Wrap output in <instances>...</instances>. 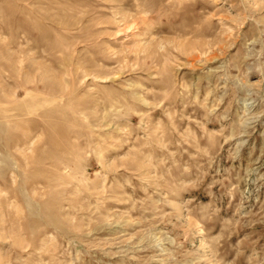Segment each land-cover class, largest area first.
Listing matches in <instances>:
<instances>
[{"label": "rangeland", "instance_id": "obj_1", "mask_svg": "<svg viewBox=\"0 0 264 264\" xmlns=\"http://www.w3.org/2000/svg\"><path fill=\"white\" fill-rule=\"evenodd\" d=\"M0 264H264V0H0Z\"/></svg>", "mask_w": 264, "mask_h": 264}]
</instances>
